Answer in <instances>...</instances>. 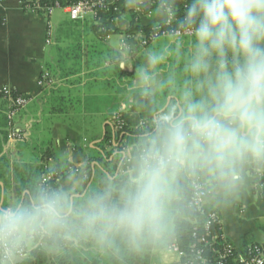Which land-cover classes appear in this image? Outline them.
<instances>
[{
    "label": "clouds",
    "instance_id": "9594fccd",
    "mask_svg": "<svg viewBox=\"0 0 264 264\" xmlns=\"http://www.w3.org/2000/svg\"><path fill=\"white\" fill-rule=\"evenodd\" d=\"M124 4L155 41L134 33L104 59L133 73L132 131L99 178L67 145L17 181L0 201V264H174L188 226L264 189V0H184L182 16L179 0Z\"/></svg>",
    "mask_w": 264,
    "mask_h": 264
},
{
    "label": "crops",
    "instance_id": "0c3cea01",
    "mask_svg": "<svg viewBox=\"0 0 264 264\" xmlns=\"http://www.w3.org/2000/svg\"><path fill=\"white\" fill-rule=\"evenodd\" d=\"M124 5L108 27L121 30L129 27V13ZM141 19L146 25L152 24L144 14ZM101 23L91 17L72 20L63 7L55 8L47 17L25 10L22 0L0 1V89L8 86L33 97L17 117L25 138L14 143L7 137L9 103L0 95V156L7 157L11 166L10 174H0V201L14 194L19 158L26 160L28 166L47 169L56 153L71 145L88 160L104 152L98 143L104 138L106 126L113 124L114 116L122 112L125 121L133 124L125 115L126 105L121 98L122 82L133 73L112 74L104 70V59L111 47L130 35L121 32L102 35L96 29ZM142 51L141 48L137 52V63L142 62ZM49 70L56 83L48 87L39 85L41 74ZM53 87L67 102L62 113L53 112L54 105L59 104H54L50 91ZM113 97L117 98L112 102ZM106 99L108 103L103 101ZM89 120L91 134L85 133L81 124ZM116 156L115 150L109 160ZM91 165L93 169L101 166L96 160ZM218 216L223 235L238 254L250 245H264V189L252 190L239 206ZM180 260L177 254L174 262Z\"/></svg>",
    "mask_w": 264,
    "mask_h": 264
},
{
    "label": "trees",
    "instance_id": "16d2710c",
    "mask_svg": "<svg viewBox=\"0 0 264 264\" xmlns=\"http://www.w3.org/2000/svg\"><path fill=\"white\" fill-rule=\"evenodd\" d=\"M79 0H23V6L24 9L27 11H33L40 15H45L47 17H50L49 10L50 8L54 7L56 3H59L62 7L69 6L72 4H75ZM91 1H97V0H91ZM124 5V0H114L112 2L108 0H104L103 5L99 6L97 8V15L95 18H93L94 21L99 22L102 21V23L98 26H96V29L100 31L102 35H109L112 33H125L127 35H132L134 33H142L146 35H150L152 33V24L146 25L142 22L141 15L138 14L133 10H129L124 5V10L129 13V20L130 25L127 29L121 30L119 28L112 29L108 27V23L115 22V16L119 10ZM183 5L184 0H179V6L181 8L180 15H183ZM82 21V20H78ZM147 46V45H145ZM50 65H48L47 68H49ZM46 73H48L49 77H46ZM54 78L51 75L50 70L45 71L41 74L40 80H43L46 84L49 83V78ZM39 80V81H40ZM46 87L50 85H44ZM51 94L54 95L53 100L54 104L59 103L58 105H54V111L55 113H62L64 112V106H66L67 102L62 98V95L57 93V91L54 89V87L50 90ZM18 94H24L22 92L17 91ZM1 96H3L2 93H0ZM26 95V94H25ZM4 97V96H3ZM5 98V97H4ZM6 99V98H5ZM8 110V109H7ZM7 112V111H6ZM122 112L118 113L121 114ZM122 119H124L123 115L121 114ZM116 119V118H115ZM7 114H6V122ZM124 126L121 129L116 128L115 121L112 125L106 126V131L103 140L98 143V146L101 148L103 153H99L98 156H90L88 157V161L90 164V168L92 169V174L94 178H99V175H103L104 172L108 171L110 168H112L115 164V159L112 161L109 160V158L113 155L114 151L117 149L118 146L122 145L124 143V140L128 137L129 133L132 131V125L127 123L124 119ZM8 127V123L6 125ZM8 130V129H7ZM8 137V133H7ZM24 140V139H23ZM20 140V141H23ZM18 141V142H20ZM117 144V146H116ZM110 148V150H108ZM96 160L100 163V167L92 168V162ZM29 169H35L36 171H43L45 169L36 167V166H28V168H20L18 169L19 172H17V178H16V184L17 181L23 180L25 176L29 174ZM11 172V166L10 161L5 156H0V174H10ZM55 179V177H53ZM215 231H217L218 235L214 243L211 244H205L199 241L198 238L194 237V232L197 233L198 236H200L203 233V224L202 222L194 223L188 226V228L183 232L181 235L178 245L181 249L185 251V255L183 256V261H190L193 257L191 252V245L196 244V248H199L202 250V253L204 257L207 259V261L211 264H240V262L235 257L238 256V252L235 249L236 254L233 257H227L225 259H221V254L219 252H223L224 246L226 243H230L225 236H223L222 230H221V224L218 223L214 226ZM246 252V249L244 253Z\"/></svg>",
    "mask_w": 264,
    "mask_h": 264
},
{
    "label": "built area",
    "instance_id": "2783aa9c",
    "mask_svg": "<svg viewBox=\"0 0 264 264\" xmlns=\"http://www.w3.org/2000/svg\"><path fill=\"white\" fill-rule=\"evenodd\" d=\"M1 1V0H0ZM23 2V0H22ZM104 0H79L75 4L63 7L69 17L72 20H84L88 17L95 18L97 15V8L103 5ZM62 7L59 3H56L54 7L50 8L49 13L52 14L55 8ZM154 34L151 33L149 36L143 34L144 39L146 40V45L154 41L153 39ZM49 74L46 73V77ZM49 84L52 83V78H49ZM40 84L45 83L43 80L39 81ZM0 93L6 98L9 103L7 114V123H8V138L11 141H20L23 140L25 137V133L22 129H20L17 125V117L20 115L23 109H25L29 103L32 101V97L25 94H18L15 89L11 87L4 86L0 89ZM116 118V119H115ZM114 121L116 128L121 129L123 128L125 122L122 119L121 114H117L114 116ZM203 224V233L198 236L196 232H194V237L198 238L200 242L205 244L214 243L217 238V231H215L214 226L220 223V219L218 214L209 216L206 220H201ZM224 236V235H223ZM178 248V255H180L181 260L178 262H174V264H211L207 261L204 257L202 250L196 248V244L191 245V252H192V259L190 261H183V256L185 255V251L177 245ZM235 247L231 243H226L224 246L223 252H219L221 254V259L233 257L235 252ZM238 260L240 264H264V245L262 244H253L247 247L246 252L242 254H238L234 260ZM219 264H222L219 262Z\"/></svg>",
    "mask_w": 264,
    "mask_h": 264
},
{
    "label": "rangeland",
    "instance_id": "374dc122",
    "mask_svg": "<svg viewBox=\"0 0 264 264\" xmlns=\"http://www.w3.org/2000/svg\"><path fill=\"white\" fill-rule=\"evenodd\" d=\"M118 36H119V35H115V38L118 39V38H119ZM51 78H52V77H51ZM55 83H56V82H55V79L52 78V83H50V84H49V83H47V84H46V83H43V84H40V83H39V85H41V86H44V85H50V86H53ZM115 98H117V97L110 98V101L113 102V101L115 100ZM32 99H33V97H32ZM103 101H104V102H107V103L109 102L107 99H106V100H103ZM86 122H87V123H86ZM89 122H90V120H89V121H85L84 123H81L82 126H84V132L87 133V134H91V133H90V130H89V129L91 128V124H90ZM24 138H25V137H24ZM13 142L15 143V142H18V141H13Z\"/></svg>",
    "mask_w": 264,
    "mask_h": 264
}]
</instances>
